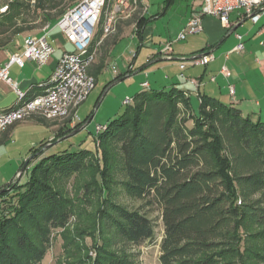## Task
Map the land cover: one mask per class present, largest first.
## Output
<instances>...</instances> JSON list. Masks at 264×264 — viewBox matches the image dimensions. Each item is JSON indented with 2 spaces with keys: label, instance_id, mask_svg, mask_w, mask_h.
Masks as SVG:
<instances>
[{
  "label": "trees",
  "instance_id": "trees-1",
  "mask_svg": "<svg viewBox=\"0 0 264 264\" xmlns=\"http://www.w3.org/2000/svg\"><path fill=\"white\" fill-rule=\"evenodd\" d=\"M59 1H7L0 32L8 29L3 23L13 26L31 6L44 24L54 26L66 10L58 8ZM144 23L143 16L137 33ZM94 46L92 41L89 54ZM181 107L192 109L181 90H143L104 125L96 136L99 144L116 146L120 155L113 182L107 179L109 160L101 148L100 156L99 150L44 156L27 182L0 188L5 189L0 193V264L43 260L50 235L65 228L72 211L71 201L50 185L49 177L64 183L91 168L101 191L89 232L96 250L93 264H127L126 247L152 242L155 224L146 209L153 206L163 226L159 264H264V252L247 244L264 243V228L248 233L246 241L240 233L245 225L264 227V122L201 96L188 128L190 118H179ZM121 195L142 204L130 209L118 202Z\"/></svg>",
  "mask_w": 264,
  "mask_h": 264
},
{
  "label": "rangeland",
  "instance_id": "rangeland-1",
  "mask_svg": "<svg viewBox=\"0 0 264 264\" xmlns=\"http://www.w3.org/2000/svg\"><path fill=\"white\" fill-rule=\"evenodd\" d=\"M7 1L9 2V0H0V8L7 5ZM79 1L80 0H60L58 8H65L67 10ZM164 1L165 0H145L148 10L147 17L149 14L158 15L157 19H149L144 30V37H149L152 39V43L149 45L144 43V41L141 43L139 38L135 35L138 32V21L144 16L145 13V11L142 12L138 10L128 19L117 20L113 31L104 37L106 38L109 36H115L121 32L124 33L121 38L118 37L116 39L114 47L112 48V51L108 57V66H105L104 68V60H106V56L103 49L99 48L97 51L92 52L88 70L90 71L89 74L94 79V88L87 97V100H85L78 107L77 119L66 120L63 122H52L66 125L64 127L65 129L57 135L53 146L47 150L46 156L56 155L63 151L75 152L79 150H89L92 152L99 150L97 156H100L101 148H105V153L107 154L109 160V172L106 176L110 182H113V179L116 178V176L113 178L114 170L118 168L120 160L118 148L114 145H106L105 147H102L101 143L99 144V140H97L96 137L101 132V130L97 132L96 128L98 126L102 127L108 124L124 112L127 107L122 103L124 99H129L132 104L134 101H136L138 94L143 91L140 87V83L142 81H147L150 83H153L154 81L157 83L162 82V77L164 74H162L161 71L156 70L154 71L155 74H151L149 76L150 72H148V68L151 66H146L140 71L138 70L142 66L147 65L146 59L152 53L151 48L157 47V49H159L169 42V32L175 30L177 23H180L181 21L183 10L177 8V6L174 5L169 7L166 11H163L162 6ZM175 2H177V0H175ZM32 4L33 2H31V5ZM191 4H193V0L190 1V5ZM111 5L112 3H110V6L103 9L104 12L100 22L94 29V45L103 35L102 29L105 23L104 18L107 16L110 10L109 7H111ZM51 13H54V10L51 11ZM12 23L15 24L12 26L9 21L3 23V28L8 29L7 31L0 32V43L14 39L17 36H34L38 32H42L45 26L48 25V23L44 24L42 22L40 12L35 11L32 6L29 7L27 11H24V13H21L20 16L16 17ZM52 27L53 26H51V28ZM131 30L133 34L128 32ZM181 32H183V30H181ZM181 42V44L185 43L184 41ZM97 48L98 47L94 46L95 50ZM53 49H55V55H53V58L60 56V52L63 53V51L68 53L73 52L72 47L69 44L63 47V42L60 39H57V41L53 43ZM174 58L182 59L180 57ZM187 58L189 57H184V59ZM131 63L134 71L129 78L110 86L107 90L104 89L107 83L113 78L115 70L124 73L127 70L126 68L129 67ZM97 75L98 80L96 78ZM168 90L169 88L163 89L161 86H155L148 91L156 92ZM198 104L196 99L193 98L191 99L192 109L190 108L187 111H185L184 108L182 109V107L179 109V118H190V120L186 121V126L188 128L192 127V114H198ZM207 111L208 110H206V112ZM260 122H264V118L260 119ZM81 127H83V129H81L79 132L70 135L73 131ZM62 138L67 139L60 142L57 141ZM45 140H47V138H45ZM48 144L50 143L45 142L43 147ZM33 149L34 148L31 149V152H26V158L23 163L26 160H29L33 155L37 154V152L42 150V147L38 145L35 149V154H33ZM22 164H20L21 168ZM20 167L18 170H21ZM31 168L30 170L27 169L25 172H23L22 176H19L20 179L18 181H16L18 179V177H16L14 182H17L18 185H22L27 182ZM49 180L51 181V186L60 191L62 194H65L66 197L71 201L72 211L71 217L66 223L65 228L58 229L50 235V242L46 254L43 260L38 264H93V261L96 258V250L93 247L92 238L89 237V232H91L90 225L94 219V214L97 211L98 205H100L99 193H101V191H99V188L96 185L97 182H95L96 180H98V182L100 180L98 174L95 172L94 168H91L72 176L67 182L64 183H62L57 176L49 177ZM118 202L130 209L139 207L142 204V202L129 200L123 195L118 198ZM146 210L149 213V218L154 220L155 239L152 242H145L139 246L126 247L124 254L126 256L127 264H159L158 243L160 242L163 234L160 211L156 206L148 207ZM245 226L246 227L240 230V233L245 241L247 240L248 233H256L258 230L264 228L249 225ZM26 229L30 232L28 226H26ZM247 244L252 248V250L259 248V250L264 252V243H254L253 241L249 240L247 241ZM115 247L119 248V246ZM115 252L117 253V251Z\"/></svg>",
  "mask_w": 264,
  "mask_h": 264
},
{
  "label": "crops",
  "instance_id": "crops-1",
  "mask_svg": "<svg viewBox=\"0 0 264 264\" xmlns=\"http://www.w3.org/2000/svg\"><path fill=\"white\" fill-rule=\"evenodd\" d=\"M190 1H164L163 11L174 5L183 10L181 21L177 23L175 30L169 32L168 35L169 42L167 44L171 47V53L167 57H163L158 54L161 48H151L152 53L146 59L147 65L142 66L138 70L151 66L148 68L149 76L155 74L154 71L159 70L164 74L162 82L157 83L154 81L150 83L142 81L140 87L142 83L147 82V90L155 86H161L163 89L175 88L185 92L190 98V103L191 99L195 98L198 104L201 96L213 98L225 105L236 107L242 116H248L253 120L264 118V7L258 9L259 17L255 22L244 13L243 9L231 12L228 16L229 28H224L216 17L203 16L201 17L202 30L199 33L186 35L183 40H178L181 30L184 29L192 13L199 10V0H193L191 5ZM141 3L145 9V23L139 33L135 35L141 43L144 41V43L149 45L152 43V39L144 37V30L149 19H157L158 15L149 14L147 17L148 10L145 0H141ZM53 27V29L50 27L46 35L47 42L53 52L45 62L38 64L32 61H25L23 67L16 65L9 67V77L16 84L17 89L25 94L23 101L42 94L43 88L41 85L49 80L58 60L64 53V51L63 53L60 52V56L53 58V55H55L53 43L60 39L63 42V47L68 45L59 30L55 28V25ZM128 32L133 34L132 30ZM44 35L45 32L42 31L34 36L39 38ZM122 35L124 33L121 32L118 35L106 38L102 36L95 44V47L98 48L94 49V51L100 48L105 53L104 68L108 66V57L116 39L118 37L121 38ZM236 35L241 36V43L243 44L241 52L233 51L238 44ZM24 38V36H17L14 39L0 43V67L7 62L10 55L21 53ZM181 41L185 43L181 44ZM206 54L212 55L213 61L206 65H197L192 62L196 57ZM186 56L189 58L184 59ZM174 57L182 59H175ZM160 58L168 59L158 61ZM181 64L184 66L182 69L180 68ZM222 67L228 69L230 73L228 78L219 73ZM126 69L124 73L115 70L113 78L104 89L107 90L116 81L114 80L116 77L120 76L118 79L123 80L129 78L134 71L132 63ZM98 75L96 76L97 80ZM212 78L213 80H211ZM229 86L234 89L233 95L229 94ZM142 90L144 89L142 88ZM17 103L18 99L15 92L7 84L0 82V111L13 108ZM65 125L32 116L26 121L16 123L7 128L6 131L1 132L0 188L14 182L16 177H18L16 180L18 181L20 179L19 176H22L23 172L27 169L30 170L36 161L46 156L47 150L53 146L57 135L65 129ZM65 139L67 138L57 141L60 142ZM45 142L50 144L43 147ZM38 145L42 146V150L23 163L26 158V152H31V149L36 148ZM37 156L39 157L34 161ZM26 162V168L22 173H19L20 164L23 163V166Z\"/></svg>",
  "mask_w": 264,
  "mask_h": 264
},
{
  "label": "built area",
  "instance_id": "built-area-1",
  "mask_svg": "<svg viewBox=\"0 0 264 264\" xmlns=\"http://www.w3.org/2000/svg\"><path fill=\"white\" fill-rule=\"evenodd\" d=\"M199 2V10L192 13L183 32L179 34L178 40H183L186 35L199 33L202 30L201 17L203 16L216 17L224 28H229L228 16L231 12L243 9L244 13L255 22L259 17L258 9L264 7V0H199ZM110 3L112 5L104 18L103 37L113 31L117 20L128 19L138 10L145 11L144 8H140L141 0H80L68 8L56 22L55 28L72 47L73 52L62 54L49 80L41 85L42 94L26 101H23L24 92L18 90L16 84L9 77V67L12 65L23 67L25 61L43 63L50 57L53 50L46 38L47 32L50 30L49 25H46L42 30L45 32L44 36L39 38L27 36L24 38L21 53L10 55L7 62L0 67V82L10 86L18 99L16 106L0 111V133L32 116L50 122H63L78 118V107L87 99L94 88V79L88 73V65L92 56L88 50L93 41L94 29L104 12L103 9L110 6ZM7 10V5L2 6L0 14L6 13ZM236 38L238 44L233 51L241 52L243 49L241 36L236 35ZM170 53L171 47L166 44L161 47L158 54L167 57ZM213 59L212 55L206 54L196 57L192 62L197 65H206ZM183 67L181 64L180 68ZM219 73L226 78L230 76L226 67H222ZM141 87L147 90L148 83H142ZM233 93V87L229 86V94L233 95ZM123 104L130 105L131 101L125 99ZM104 129V126H98L96 131L99 132Z\"/></svg>",
  "mask_w": 264,
  "mask_h": 264
},
{
  "label": "water",
  "instance_id": "water-1",
  "mask_svg": "<svg viewBox=\"0 0 264 264\" xmlns=\"http://www.w3.org/2000/svg\"><path fill=\"white\" fill-rule=\"evenodd\" d=\"M165 59H168V58H160L158 61H160V60H165ZM122 80H123V79H118V80H116L115 82H113L110 86H112V85H114V84H116V83H118V82H120V81H122ZM81 129H83V127L78 128L77 130L73 131L70 135H73V134L79 132ZM26 166H27V162L22 166V168H21V170H20L19 173H22V172L24 171V169L26 168ZM4 190H5V189L0 190V193H2Z\"/></svg>",
  "mask_w": 264,
  "mask_h": 264
}]
</instances>
